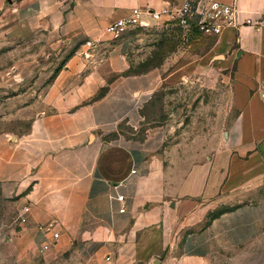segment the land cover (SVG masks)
I'll return each instance as SVG.
<instances>
[{
  "label": "crops",
  "instance_id": "1",
  "mask_svg": "<svg viewBox=\"0 0 264 264\" xmlns=\"http://www.w3.org/2000/svg\"><path fill=\"white\" fill-rule=\"evenodd\" d=\"M184 1L2 0L4 13L34 16L58 43L62 36L68 43L84 38L62 67L27 80L19 133L0 120V191L15 200L16 213L29 206L22 233L37 251L49 236L38 226L55 222L59 238L49 254L72 247L77 264H212L222 255L264 264V105L257 93L264 14L257 29L207 36L216 38L221 71L240 80L233 96L239 117L222 143H204L208 150L197 143L198 149L167 151L165 129L149 125L144 113L188 60L165 72L163 65L129 71L137 57L133 37L142 28L118 38L104 31L135 6L178 10ZM234 1L244 12L264 8V0ZM98 39L94 48L85 45ZM117 193L122 214L110 199Z\"/></svg>",
  "mask_w": 264,
  "mask_h": 264
},
{
  "label": "rangeland",
  "instance_id": "2",
  "mask_svg": "<svg viewBox=\"0 0 264 264\" xmlns=\"http://www.w3.org/2000/svg\"><path fill=\"white\" fill-rule=\"evenodd\" d=\"M71 4L64 2L60 6L68 8ZM4 5L0 0V120H7L12 131L19 133L20 93L27 80L38 72L62 67L63 60L84 38L76 35L68 43L62 36L58 43L51 31L36 25L34 16L20 15L14 20L16 14L4 13ZM24 17L28 24L21 23ZM44 18L49 20L51 16ZM133 38L132 49L137 57L132 59L129 71L163 65L165 72L179 61L188 60L180 79L156 92L144 111L149 125L158 124L165 129L167 151L198 149L208 141L222 143L223 131L239 117V111L233 107V96L234 83L240 80L232 78L231 70L222 72L219 68V53L214 48L216 38L183 30L170 21L153 22ZM204 149L208 150L205 146ZM171 163L179 162L172 159ZM16 205L12 197L0 191V264H77L79 257L72 247L56 256L49 252L39 254L22 233V224L16 219ZM235 259L222 255L212 264H246L234 262Z\"/></svg>",
  "mask_w": 264,
  "mask_h": 264
},
{
  "label": "built area",
  "instance_id": "3",
  "mask_svg": "<svg viewBox=\"0 0 264 264\" xmlns=\"http://www.w3.org/2000/svg\"><path fill=\"white\" fill-rule=\"evenodd\" d=\"M261 13L244 12L240 10L233 0L232 3H224L218 0H185L178 10L164 8L160 10L149 9L147 6H135L131 8L128 15L116 18L107 23L104 27L105 33L113 38L121 37L126 31L137 28H147L153 22L161 20L170 21L175 27L183 30L194 31L201 36H219L224 30L238 29L241 26L260 27ZM98 40H90L85 43L87 48H94ZM257 88L260 104L264 105V68ZM135 172L134 169L131 170ZM111 200L117 201L120 205L117 212H124V197L120 194L110 196ZM29 211L28 205H23L16 213L19 223L26 222V215ZM39 233L48 235V238L38 244V252L41 255L48 253L59 238L55 222H48L47 225L38 226Z\"/></svg>",
  "mask_w": 264,
  "mask_h": 264
},
{
  "label": "trees",
  "instance_id": "4",
  "mask_svg": "<svg viewBox=\"0 0 264 264\" xmlns=\"http://www.w3.org/2000/svg\"><path fill=\"white\" fill-rule=\"evenodd\" d=\"M199 34V33H198ZM101 94L99 93V95L98 96H96V97H93V99H96L97 97H99Z\"/></svg>",
  "mask_w": 264,
  "mask_h": 264
}]
</instances>
